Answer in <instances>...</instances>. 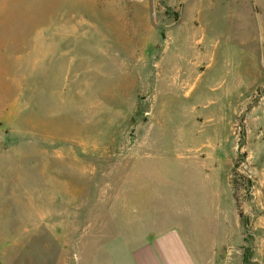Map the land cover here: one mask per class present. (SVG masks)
I'll return each mask as SVG.
<instances>
[{"label": "rangeland", "instance_id": "374dc122", "mask_svg": "<svg viewBox=\"0 0 264 264\" xmlns=\"http://www.w3.org/2000/svg\"><path fill=\"white\" fill-rule=\"evenodd\" d=\"M231 195L201 264H264V0H0L2 264H134Z\"/></svg>", "mask_w": 264, "mask_h": 264}, {"label": "crops", "instance_id": "0c3cea01", "mask_svg": "<svg viewBox=\"0 0 264 264\" xmlns=\"http://www.w3.org/2000/svg\"><path fill=\"white\" fill-rule=\"evenodd\" d=\"M217 183L220 182L217 181ZM223 189L225 201L230 195L226 183ZM224 201L223 198H221L220 207H218L217 210L218 214L213 209L215 204L213 202L210 204L208 203V215L203 213L201 216L200 214L197 215L196 213H189L186 211L185 215L184 213L179 214L176 213L179 211H175L173 214L181 217L182 221L185 220L188 221V223H192V225L185 227L180 223L178 226L180 228L167 227L158 229L157 232L155 231L141 247L133 252L132 259L134 264H201L202 260L198 257L195 251L196 248L198 249V247H201L215 250L228 247L229 235H232L236 229L237 216L235 211V200L232 195L231 202L228 198L232 208L231 211L224 205ZM203 216L208 217V219H205L206 223L207 220L213 223L212 225L210 224L211 230H209L208 227L201 229L198 224H194V222L199 219L196 217ZM229 220L232 222L229 223ZM207 231L211 233V236L208 235ZM200 241L202 243H200ZM0 264H2L1 255Z\"/></svg>", "mask_w": 264, "mask_h": 264}]
</instances>
